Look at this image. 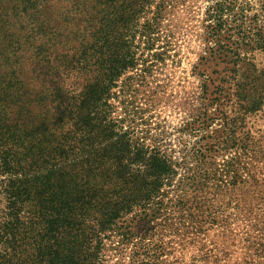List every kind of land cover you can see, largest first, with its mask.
<instances>
[{"label":"trees","instance_id":"obj_1","mask_svg":"<svg viewBox=\"0 0 264 264\" xmlns=\"http://www.w3.org/2000/svg\"><path fill=\"white\" fill-rule=\"evenodd\" d=\"M57 1L0 0V264H102L107 234L129 243L124 217L135 213L150 222L175 174L156 148L148 155L129 131L108 123L110 90L135 64L126 41L123 54L102 66V44L84 46L83 28L74 38ZM207 21L212 46L202 59L223 63L229 76L212 91L205 78L202 99L219 108L228 138L239 117L264 102V85L245 63L256 51L264 56V24L232 0H215ZM151 27L142 29L150 34ZM245 72L252 74L241 82ZM228 81L229 93L222 85ZM230 102L231 119L224 111ZM200 152L198 146L189 152L196 165L184 167L175 189L179 201L203 185ZM194 209L189 224L203 217ZM142 254L135 249V257Z\"/></svg>","mask_w":264,"mask_h":264},{"label":"rangeland","instance_id":"obj_2","mask_svg":"<svg viewBox=\"0 0 264 264\" xmlns=\"http://www.w3.org/2000/svg\"><path fill=\"white\" fill-rule=\"evenodd\" d=\"M214 1L56 3L59 15L70 19V25L63 24L71 27L74 38L83 28L84 46L102 44L98 57L102 66L123 54L126 41L135 64L110 90L105 109L108 123L115 124L116 132L129 131L134 144L138 140L148 155L156 148L175 171L171 185L157 199L158 214L150 222L134 219L135 213L124 217L122 225L132 233L129 243L107 234L102 264H264V102L257 111L241 115L234 136L227 138L219 108L209 98L202 99L205 78L212 91L229 76L223 63L202 59L212 46L206 26ZM232 1L245 8L248 18L256 16L258 24H264L259 0ZM147 23L152 25L150 34L142 29ZM247 58L245 63L256 69L253 76L259 75L257 83L264 85L263 53L256 51ZM251 72H245L240 81ZM230 82L222 84L227 93ZM234 109L231 102L224 108L229 119L235 117ZM197 146L206 178L200 191L191 194L189 190L179 201L175 189L184 167L196 165L189 152ZM195 206L204 214L189 224L187 214L194 213ZM135 249L144 254L135 257Z\"/></svg>","mask_w":264,"mask_h":264}]
</instances>
